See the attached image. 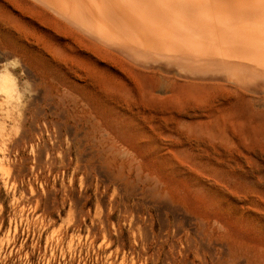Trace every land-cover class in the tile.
Returning a JSON list of instances; mask_svg holds the SVG:
<instances>
[{
    "label": "rangeland",
    "instance_id": "374dc122",
    "mask_svg": "<svg viewBox=\"0 0 264 264\" xmlns=\"http://www.w3.org/2000/svg\"><path fill=\"white\" fill-rule=\"evenodd\" d=\"M8 71L0 264H264V90L129 66L24 0Z\"/></svg>",
    "mask_w": 264,
    "mask_h": 264
},
{
    "label": "bare ground",
    "instance_id": "6f19581e",
    "mask_svg": "<svg viewBox=\"0 0 264 264\" xmlns=\"http://www.w3.org/2000/svg\"><path fill=\"white\" fill-rule=\"evenodd\" d=\"M24 1L129 66L264 90V0Z\"/></svg>",
    "mask_w": 264,
    "mask_h": 264
}]
</instances>
